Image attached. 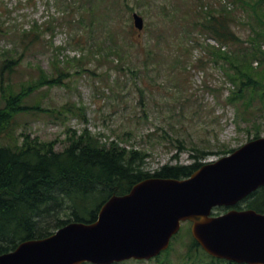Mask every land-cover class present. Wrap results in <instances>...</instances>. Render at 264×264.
Listing matches in <instances>:
<instances>
[{
	"label": "rangeland",
	"instance_id": "374dc122",
	"mask_svg": "<svg viewBox=\"0 0 264 264\" xmlns=\"http://www.w3.org/2000/svg\"><path fill=\"white\" fill-rule=\"evenodd\" d=\"M226 1L0 0V65L8 58L20 60L15 71L0 75V84L19 89L37 79L40 68L66 83L45 85L29 96L26 104L55 112L32 108L18 114L13 137H0V145L21 143L29 134L63 149L73 134L69 130L88 128L102 142L140 149L146 153L144 167L153 171L167 163H190L193 154L203 155L201 161L215 160L264 136V105L229 103L238 89L224 68L230 63L213 57L220 52L213 49L218 42L199 25L205 10H219ZM231 9L234 30L251 45L247 39L255 21L249 23L241 4ZM134 12L143 16V29L135 26ZM36 34L40 39L33 42ZM85 56L86 71L70 62ZM68 102L84 107L87 121L82 111L60 113ZM190 226L184 222L172 239L171 251L162 258L167 264H191ZM194 254L208 260L198 248Z\"/></svg>",
	"mask_w": 264,
	"mask_h": 264
},
{
	"label": "trees",
	"instance_id": "16d2710c",
	"mask_svg": "<svg viewBox=\"0 0 264 264\" xmlns=\"http://www.w3.org/2000/svg\"><path fill=\"white\" fill-rule=\"evenodd\" d=\"M236 2L247 11L249 23L250 20L255 21L250 23L249 46L233 28L236 16L231 8ZM232 3L229 0L225 4L220 3L219 10H205L199 25L222 45L237 46L234 51L213 46L214 50L220 51L213 52V57L218 62L230 63L224 68L238 85L227 100L238 108H249L256 102L264 105V0H233ZM28 34L26 32L25 37ZM39 39L36 34L32 41ZM86 58L70 62L86 71ZM255 61L261 64V68L254 66ZM59 62L56 60L54 63L59 65ZM19 63L16 57L4 60L0 65L1 77L7 71H15ZM40 71L37 79L19 89L10 83L0 84V137H13L17 115L22 112L32 108L55 112L40 104H26V99L45 85L66 86L62 76H50L43 68ZM63 111H82V118L87 121L84 107L68 102L59 110L60 113ZM69 131L73 134L63 149H57L53 141H43L29 134H24L21 143L0 145V253L13 250L21 241L48 236L70 221H95L101 205L112 194L126 193L144 179L188 177L205 163L200 160L203 155L193 154L190 163H167L149 171L144 167L146 153L140 149L121 146L115 140L102 142V138L88 128L80 133ZM248 207L264 211V187L250 196ZM188 246L191 264H237L209 255L193 237ZM197 248L208 260L204 261L202 256L195 257ZM170 251L168 249L158 256L157 261L167 264L168 258L165 261L162 258Z\"/></svg>",
	"mask_w": 264,
	"mask_h": 264
},
{
	"label": "water",
	"instance_id": "95a60500",
	"mask_svg": "<svg viewBox=\"0 0 264 264\" xmlns=\"http://www.w3.org/2000/svg\"><path fill=\"white\" fill-rule=\"evenodd\" d=\"M142 29L144 19L134 14ZM264 185V137L208 162L184 179L152 177L125 195H113L91 223L71 222L54 234L25 240L0 254V264H112L151 259L170 246L182 221L210 254L238 263L264 264V213L237 209L213 215Z\"/></svg>",
	"mask_w": 264,
	"mask_h": 264
}]
</instances>
